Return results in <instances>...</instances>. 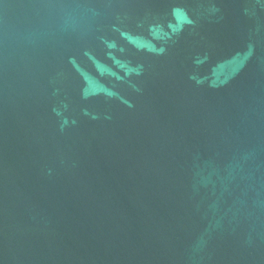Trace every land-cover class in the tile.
<instances>
[{
  "label": "water",
  "instance_id": "obj_1",
  "mask_svg": "<svg viewBox=\"0 0 264 264\" xmlns=\"http://www.w3.org/2000/svg\"><path fill=\"white\" fill-rule=\"evenodd\" d=\"M0 264H264V0H0Z\"/></svg>",
  "mask_w": 264,
  "mask_h": 264
}]
</instances>
